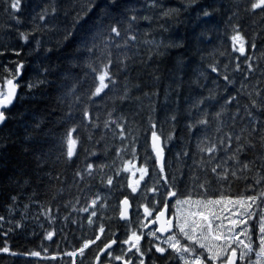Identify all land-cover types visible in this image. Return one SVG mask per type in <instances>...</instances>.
<instances>
[{
    "label": "trees",
    "instance_id": "obj_1",
    "mask_svg": "<svg viewBox=\"0 0 264 264\" xmlns=\"http://www.w3.org/2000/svg\"><path fill=\"white\" fill-rule=\"evenodd\" d=\"M10 2L0 0V87L12 78L10 72L15 74L18 64L24 67L16 77L17 99L5 110L7 118L0 126V244L10 252L40 255L17 262L5 253L0 264H94L112 240L116 241L109 251L112 256L101 257V264H122L116 256L140 264L133 243L123 241L132 232H142L145 205L163 207L168 190L163 176L178 189L181 199L189 192L194 199H207L264 190V182L255 183L264 176L257 160L259 147L240 155L241 161H256L247 179L231 176L238 165L229 159L236 148L235 136L252 127L249 109L260 122L257 127H264V112L251 109L248 96L251 92L260 99L255 97L259 91L264 97V8L253 10L256 0H95L91 11L90 0H20L18 11ZM169 9L179 11L165 17ZM204 11L211 15L204 16ZM111 26L119 28L120 36L111 33ZM236 31L247 41L246 55L234 50L231 37ZM21 33L29 34L27 41ZM109 59L115 84L90 99L97 80L88 65L100 69ZM249 63L254 71L249 72ZM29 84L36 86L29 88ZM125 94L127 98L121 99ZM232 96L236 100L226 103ZM85 109L90 120L84 116ZM199 119L208 123L196 124ZM153 123L163 141V174L151 149ZM73 126L79 142L69 161L65 138ZM228 135L233 137L230 148ZM255 135L258 143L259 133ZM213 144L216 152L200 151ZM126 161L148 167L135 193L128 186L134 179L123 170ZM89 164L93 165L91 174ZM218 164L217 173L228 169L226 180L211 171ZM200 183L205 184L206 194ZM125 197L133 208L130 219L123 221L120 211ZM174 203L175 198L168 200L171 209ZM214 207L219 212L223 205ZM228 208L235 210L232 205ZM260 210L253 206L252 211ZM223 223L230 227L227 219ZM101 225L107 234L102 245L89 247L80 256L78 249L91 240L89 236H96ZM242 228H236L235 234ZM151 232L146 231L137 245L145 255L144 264H183L165 243L169 236L161 238ZM48 233L53 234L51 239ZM251 240L254 251L236 264H255L256 235ZM238 241L249 243L246 235H239ZM213 242L205 240L209 246L224 243ZM157 245L167 251L157 252ZM232 247L238 255L243 250L238 242ZM68 252L77 255L68 256Z\"/></svg>",
    "mask_w": 264,
    "mask_h": 264
},
{
    "label": "snow or ice",
    "instance_id": "obj_2",
    "mask_svg": "<svg viewBox=\"0 0 264 264\" xmlns=\"http://www.w3.org/2000/svg\"><path fill=\"white\" fill-rule=\"evenodd\" d=\"M19 3L20 0H11L10 7L14 10H19ZM95 6V0H90V7L89 11H91V7ZM251 8L253 10L255 9H262L264 8V0H256V2L252 3ZM178 9H169L163 13L165 17H169L172 14L178 12ZM53 12H55V9H53ZM204 16H209L211 13L208 11H204ZM41 20L45 19L44 15L40 16ZM132 20H135L136 17L133 16L131 18ZM145 19H148L145 17ZM111 33H114L115 36H120V30L117 26H111L110 28ZM21 37L23 40L27 41L29 38V34L21 33ZM67 38V37H66ZM131 39H135V37H130ZM233 42V47L235 51H238L241 55H246V43L244 36L239 32L236 31V33L231 37ZM238 45V47H237ZM175 46V45H170ZM95 45L88 48L87 50L89 52H92ZM251 47L255 48V44L253 43ZM18 54V53H17ZM248 59H251L248 57ZM111 63L112 61L109 59L107 63L103 64L100 69H97L95 67H92L91 64L88 66L91 68L93 72L96 73V86L94 87V90L90 94V99L92 97L100 96L105 89L109 88L110 84H115V80L112 77L111 73ZM23 64H18L15 69V74H12L10 72V75L12 78H9L6 80L7 84V90L0 89V124H3L6 120V114L4 109H6L8 106H10L13 103V100L16 96L17 89L19 85L17 83H14V80L16 77H18L21 74V70L23 69ZM237 68H239V65H237ZM6 71H9L8 69H5ZM248 70L249 72L254 71L253 66L249 63L248 64ZM213 72H216L217 69L215 67L212 68ZM225 80L228 79L227 76L224 77ZM42 82V81H41ZM231 83V82H230ZM35 84H29V88L35 87ZM72 91H75V88L72 89ZM249 101H250V108L256 109L257 111L264 112V97H261V93L259 91L255 92V97H258L260 99L253 98V93L249 92ZM127 98V94H125L124 97H121V99ZM77 101L79 100V97L76 98ZM236 100L235 96L230 97L228 100H226V103H232V101ZM199 103H203V101H200ZM249 117H252V127L249 130L248 128L242 129L240 135L235 136L236 141V148L233 151V154L229 157V159L233 160L236 165H238L237 169H234L231 171V176L235 177L237 179H247V173L253 171V167L256 164L255 160L252 161H241L240 155L242 153H246L248 149H257L259 147L260 154L257 156V160H259L260 167L264 168V127H257V124L260 123L256 117L253 115V112L249 109L247 112ZM70 115V113H69ZM85 118H88L90 120V115L85 109L84 111ZM109 116H111V113H109ZM217 116H219V113H217ZM172 119H175V116L172 117ZM111 123H116L115 120H111ZM208 123L207 119H199L196 121V124L199 125H206ZM105 126H108V122H106ZM118 127H121L122 125H117ZM153 131L151 132V149L152 152L155 154V159L157 164L159 165L160 173L163 174L165 172L164 168V147H163V141L161 138V135L155 131L156 124L153 123L151 125ZM189 127H195V125H189ZM77 131V127L73 126L70 128L66 133L65 142L67 145V151H66V158L67 160L71 161L73 156L76 155V147L78 145V137H74V133ZM259 133L258 135V143L254 142L257 137L255 134ZM123 138V136H122ZM169 140L172 139V136L169 135ZM233 140V137L231 135L227 136L228 141V147H231V142ZM221 144H224L225 141L222 139L220 141ZM217 148L216 145L213 144L210 147H200L201 152H207L209 154H212L216 152ZM92 155H95V153H92ZM119 155V152L117 153ZM187 155V153H185ZM126 166L123 169L124 171H130L131 168H135V165L132 164L131 161L125 162ZM101 169L104 167L103 165L100 166ZM221 165H216L211 169L213 173H216L218 175V178L221 180H226L228 178V169H224L222 172L217 173V169L220 168ZM89 174H91L93 170V165L89 164L87 166ZM136 172L140 173L139 179L134 180L129 183V187L131 188L132 192H137V188L140 185V182L145 179V176L148 174V167L145 165H142L139 168H136V171L132 172V175L135 176ZM240 173V175H238ZM79 174V173H78ZM163 179L165 181V184L168 185V190L165 193V201L163 204L162 209H157L155 207H149L147 205L144 206V215L145 217H153L154 213V219L151 221L152 223L161 222V225L156 231L165 232L169 231L173 228L177 229L179 232V235L182 236L186 241H188L187 244H182L180 240L177 238L176 235L169 236L168 239L165 241V243L168 244L169 248H171L173 251L177 253L179 258L183 261V264H206V261H213V264L217 260H222L223 264H236V260L239 259L241 261L245 260L246 257L249 256L250 253L254 251L253 248V241L251 240V237L253 235H256L258 240V247L259 250L255 252V255L257 257V260L255 261V264H264V207H261L262 204H264V190L248 196H239L236 198L226 196L223 193L218 198H198L194 199L191 192H189L188 195L184 196V198H179V191L177 188H175L173 185L168 184V179L166 176H163ZM176 178L173 177V180ZM198 179V178H194ZM264 182V176H260L258 179H256L255 183L257 185ZM107 183L109 185L112 184V178L109 177L107 179ZM249 190L254 191V187L252 185H249ZM199 188L205 190V194L207 192V189L205 188L204 183L199 184ZM152 192L158 191L157 188H152ZM171 198H175V204L173 207H175L176 211L174 214V220L173 218H168L165 220H162V218L165 217L166 210L168 209V200ZM15 199V197H13ZM258 201L260 203H258ZM93 206L96 204V201H92ZM122 204L124 205L123 210L120 212L121 218L127 217V207L129 206V200L125 198L122 201ZM223 205L222 208H220L219 212H217L216 208L214 206H220ZM228 205H232L235 209L234 211L232 209L228 208ZM256 206L260 208V212L257 213L255 211H252L253 206ZM184 206H187L186 208ZM87 211V209H84ZM225 212H229L230 215L225 216L223 215ZM92 216H95L96 213L92 212ZM0 219H3L0 217ZM227 219L230 227H227L224 225L223 220ZM215 221H221V223L216 224ZM249 221H255V223H249ZM89 223L91 224V219L89 220ZM243 225V228L240 233L235 234V229ZM216 230L215 234L213 233V230ZM99 232H104V227L101 225L99 227ZM227 233V234H226ZM156 232L153 231L149 233V235L155 236ZM52 233H48L47 238L51 239ZM239 235H246L249 239V243L244 244L243 241H238ZM211 236L213 240L216 241H223V245L216 246L212 245L209 246L208 244L202 242L204 240H207L208 237ZM100 239V236H97L95 240H88L84 241L82 246L78 249V253L80 256L84 255V252L86 249L90 247V245L96 243L97 240ZM141 239V236L138 235L136 232H132L131 236L128 238V240L123 241V243L128 244L129 242H133L132 246L136 248V252L140 253L141 256H143V253L141 252V249L137 246L139 244V241ZM240 243L243 244V250L239 252V255L237 253V248L232 247V243ZM116 241L112 240L111 243L105 244L104 248L100 251L106 252L108 249H111L112 245L115 244ZM156 251L164 254L167 249L155 246ZM216 248L217 250L213 251V249ZM197 249H203L205 252L208 253L207 256L204 255V252H199ZM131 250V249H129ZM0 252L2 253H8L11 255H16L14 252H10V249L5 246L0 248ZM187 253L188 256H185L184 254ZM109 256H111V252H107ZM32 256H39V252H32ZM68 256L75 257L77 255V252H68L66 253ZM116 260H123L122 256H116L114 257ZM55 259V257H53ZM97 262L99 261V255L96 257ZM75 264V262H73ZM124 264H131V261H124ZM140 264H144L143 259L140 260Z\"/></svg>",
    "mask_w": 264,
    "mask_h": 264
},
{
    "label": "water",
    "instance_id": "obj_3",
    "mask_svg": "<svg viewBox=\"0 0 264 264\" xmlns=\"http://www.w3.org/2000/svg\"><path fill=\"white\" fill-rule=\"evenodd\" d=\"M14 83H17L18 84V79L16 78L15 80H14ZM7 84H6V89L5 90H7ZM18 93H19V87H18V89H17V92H16V96H15V98H14V100H13V103L10 105V106H8L6 109H8V108H10L14 103H15V101H16V99H17V96H18ZM6 109H4V111L6 110ZM6 121V120H5ZM2 124H0V126H1ZM163 163H164V161H163ZM125 198H127L128 200H129V206L127 207V217L126 218H121V216H120V218L123 220V221H126V220H129L130 219V217H131V213H132V208H133V206H132V202H131V200L128 198V197H125ZM124 198V199H125ZM123 199V200H124ZM122 200V201H123ZM122 201H121V211L123 210V208H124V205L122 204ZM163 208V207H162ZM161 208V209H162ZM120 211V212H121ZM173 218V220H174V215H170V206H168V209L166 210V213H165V217L164 218H162V220H165V219H168V218ZM161 222L162 221H160V222H156V223H152L151 221L146 225V229H149V228H151L153 225H156V229H158L159 227H160V225H161ZM174 222H175V220H174ZM176 229L175 228H173V229H171V230H169V231H165V232H160V231H157V233L161 236V237H166V236H168L170 233H172V232H174ZM115 244H113L112 245V247L114 246ZM111 247V248H112ZM104 248V247H103ZM102 248V249H103ZM111 249H108L106 252H102V251H100L99 252V261H100V258L102 257V256H104L107 252H109ZM99 261L97 262V260L95 261V263L94 264H99ZM124 261H127L126 259L125 260H123V262H122V264H124ZM236 262H237V260H236Z\"/></svg>",
    "mask_w": 264,
    "mask_h": 264
},
{
    "label": "rangeland",
    "instance_id": "obj_4",
    "mask_svg": "<svg viewBox=\"0 0 264 264\" xmlns=\"http://www.w3.org/2000/svg\"><path fill=\"white\" fill-rule=\"evenodd\" d=\"M0 89H3V90H5L6 89V84L4 85V87H0ZM6 91V90H5ZM135 165V168H131V170L129 171L130 173V176H131V178H133L134 180H137V179H139V176H140V173L139 172H136V175L135 176H133L132 175V172H134V171H136V168H139V167H141L142 165H139V163H135L134 164ZM175 204V203H174ZM185 208L187 207V206H184ZM176 211V209H175V207H174V212ZM155 214V213H154ZM144 226H146V221H145V225ZM143 226V229H145V227ZM99 231V230H98ZM98 231H96V236H89V238L91 239V240H95V238L97 237V236H100V239L99 240H97L96 241V243H94V244H92V245H90V247H96L97 245H102V241H103V239L105 238V236H107V234H105V229H104V232L103 233H100V232H98ZM176 234H174V235H176L177 237H182V236H180L179 235V232H178V230L176 229ZM162 238V237H161ZM141 240V239H140ZM208 241H209V243L210 244H213L214 242H213V240L211 239V236H209L208 237V239H207ZM184 242H186V240L184 239ZM202 242H204L205 243V240L204 241H202ZM133 243V242H132ZM131 243V244H132ZM3 246H2V244H0V248H2ZM15 253V252H14ZM3 254H5V253H2V252H0V256L1 255H3ZM6 254H8V253H6ZM8 256H10L11 258H15L16 260H17V262H20V261H22L21 259H25V258H27V259H29V257H31V255L30 254H28V253H16V255H11V254H8ZM112 256V255H111ZM132 260V259H131ZM132 261H134V260H132Z\"/></svg>",
    "mask_w": 264,
    "mask_h": 264
},
{
    "label": "flooded vegetation",
    "instance_id": "obj_5",
    "mask_svg": "<svg viewBox=\"0 0 264 264\" xmlns=\"http://www.w3.org/2000/svg\"><path fill=\"white\" fill-rule=\"evenodd\" d=\"M169 205V204H168ZM170 206V205H169ZM175 214V212H174V208L173 209H171V207H170V215H174ZM154 216H155V214L153 215V217H147L146 218V225L150 222V221H152L153 219H154ZM146 231H155L156 232V235L158 234L157 233V231H156V225H153L151 228H149V229H146V226H145V229H143L142 230V232L139 234L140 236H141V240L140 241H143L144 239V237H145V234H146ZM176 230L174 231V232H172V233H170L168 236H172L173 234H176ZM158 236L160 237V235L158 234ZM168 236H166V237H168ZM164 238V237H163ZM133 249V248H132ZM143 253V252H142ZM105 255H108L107 253L105 254ZM103 257V256H102ZM139 257H140V260L141 259H143V261L145 260V255L143 254V256H141L140 255V253H139ZM126 258H124L123 260H125ZM127 261H129V258H127L126 259ZM96 261V260H95ZM100 261H101V258H100ZM99 261V264H101V262ZM130 261H131V264H133L132 263V260L130 259ZM123 262V261H122ZM107 264H110V263H107Z\"/></svg>",
    "mask_w": 264,
    "mask_h": 264
},
{
    "label": "bare ground",
    "instance_id": "obj_6",
    "mask_svg": "<svg viewBox=\"0 0 264 264\" xmlns=\"http://www.w3.org/2000/svg\"><path fill=\"white\" fill-rule=\"evenodd\" d=\"M145 227V226H144ZM132 249V248H131ZM124 259V258H123ZM126 259H127V257H126ZM130 260V259H129ZM123 261V260H122ZM140 261V260H139ZM138 264V263H137Z\"/></svg>",
    "mask_w": 264,
    "mask_h": 264
}]
</instances>
